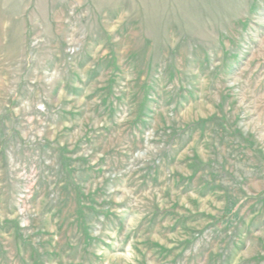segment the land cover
<instances>
[{"label":"rangeland","instance_id":"1","mask_svg":"<svg viewBox=\"0 0 264 264\" xmlns=\"http://www.w3.org/2000/svg\"><path fill=\"white\" fill-rule=\"evenodd\" d=\"M0 264H264V0H0Z\"/></svg>","mask_w":264,"mask_h":264}]
</instances>
